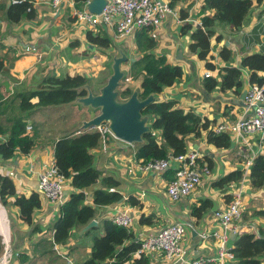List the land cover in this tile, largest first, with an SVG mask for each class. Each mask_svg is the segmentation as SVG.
<instances>
[{"label": "crops", "instance_id": "crops-1", "mask_svg": "<svg viewBox=\"0 0 264 264\" xmlns=\"http://www.w3.org/2000/svg\"><path fill=\"white\" fill-rule=\"evenodd\" d=\"M202 2L203 0H181L174 7V10L179 12L180 9H186L189 13L188 18L182 21L179 17L169 14L157 29L167 40L169 39V42L160 45L154 41V48L147 52H151L156 56L164 54L169 64L182 67L183 75L172 86H164L160 93L151 96L152 101L174 100L177 107L183 110H191L202 118L213 121L215 125L236 120L245 112V105L239 99L240 95L232 90L222 92L219 87L211 91L205 90L203 82L204 72L207 68L204 69L203 67L206 60H199L195 54L191 53L188 49L189 36L180 34L181 25L186 22H190L193 27L197 26L196 21H200L199 10ZM2 4L8 6V1L0 0V5ZM32 5L36 16L32 20H23L15 25H9L0 7V56L5 65L0 74V101L22 90L34 89L48 75H88L86 74L89 72L88 66L93 65L100 56L98 53V55H95V52L103 49L100 47L95 48L93 45V48H90V44L85 39L87 29L79 28L76 25L72 16L75 9L74 0H65L56 8L50 5L49 0H34ZM213 29L222 38L220 41H215L214 36L211 38L209 57H213L212 61H214L217 68L239 67L242 71L244 90L249 85V73L247 69L241 67L242 59L249 53L264 51V0L257 7L250 10L246 23L238 31H233L230 26L221 24H214ZM100 31L102 33L108 32L109 36H112L109 29L100 25L93 30V32ZM140 31H135L126 39H112L110 47L118 44L122 47V50L127 51L129 49L125 47L126 43H133L136 54L131 58V61H136L142 55L135 44V36ZM145 31L147 36L150 37L149 31L146 29ZM26 47H30L32 50L27 51ZM223 47L231 51L230 58L227 61L219 57V51ZM88 48L90 52L94 53L93 55H89ZM195 64L201 66V69H199L201 80H197L193 76L192 71ZM211 76L219 80L218 70ZM136 91H139V89L136 88ZM68 104L71 106L78 105L84 111L83 114H78L77 118H75L76 116L73 117L74 120L72 121L79 125L73 132L79 130L82 124L94 119L97 111H99L96 107H90L84 103L82 105L79 100ZM3 113L2 118L7 119L10 117L9 108L4 110ZM38 113L33 114L34 117ZM70 116H72V113L69 114L68 118ZM152 120L153 117L148 116L146 123L150 124ZM24 121L30 122L26 118H24ZM2 123L7 124V122ZM44 132L47 137L48 133ZM73 132L67 130L56 131L55 141L51 144V147L41 143L36 145L27 155H21L16 151L8 159L0 158V172L13 180L18 194L28 195L38 187V170L54 163V145L59 139V135L62 133H68L67 135H69ZM157 135H160L159 131H157ZM6 136L5 132L0 133V142ZM246 142L249 144H245ZM187 149H193L199 153L201 158L206 157V159H209L211 166L206 161H204V164H207L211 171L207 176H203V178L205 177L204 180L202 179L201 183L189 196L172 201L165 188L168 180L173 175V168H168L162 172L141 171L139 169L140 162L135 158V144H129L113 137L108 138L105 142L102 141L99 148L91 150L94 156V165L102 171L103 175H111L120 182L116 191L121 194L122 198L109 205L96 206L95 215L91 219V221H95L94 224L86 230V225L79 226L73 230L72 234H75V230L79 235L90 230L102 232L105 219H110L111 215L117 211L125 210L132 216V222L127 228H130L134 235L133 238L126 241V244H129L132 240L140 241L156 233L169 222H183L191 225L183 241L187 255L189 257L214 255L216 251L214 242L200 240L197 232L218 228V224L212 216L213 211L217 208H224L232 198V192L236 188L242 187V216L234 224L241 227V233L253 232L257 237L260 236V233L264 235V188H251L248 178H241L238 181H231L223 185L216 184L228 172L243 170L244 160L248 153L264 154V144H261L254 135L241 138L238 141L230 139L228 147L216 148L207 143L206 133L203 132L200 137L189 136L187 138ZM98 187H100L99 183L84 190L88 203L92 204V190ZM73 191L70 181L67 180L65 198ZM206 198L210 199L213 205L197 220L191 215V205ZM57 209L58 205L56 203L43 200L41 208L34 212L33 224L37 213L41 215L38 225L44 223L47 217L55 215L56 217L48 223L49 225L58 217ZM18 213L15 206L5 207L0 202V237L2 238V235H4L10 249L17 252L20 250L16 246L17 242H25L28 239L26 234L32 232V226L24 224L18 218ZM142 218H149V223H141ZM29 228H31V231H28ZM43 232L50 231L46 228ZM50 233L49 241L52 239V232ZM229 242L231 243V240ZM26 247L28 249V245L25 246V249ZM57 247L62 253H67L75 264H77V256H82V259H84L90 251L89 246L86 247V250L79 251L78 247L71 244L69 240L63 244H57ZM22 253H25L27 257L31 256L26 251ZM140 257H144L148 264H175L166 261L163 255L159 253L143 256H137L133 253L132 257L122 264H135L134 259ZM62 261L66 264L64 259ZM10 262V264H25L20 263L17 256L12 258ZM262 264H264V258Z\"/></svg>", "mask_w": 264, "mask_h": 264}, {"label": "trees", "instance_id": "trees-1", "mask_svg": "<svg viewBox=\"0 0 264 264\" xmlns=\"http://www.w3.org/2000/svg\"><path fill=\"white\" fill-rule=\"evenodd\" d=\"M86 0H74L76 9H80ZM181 0H167L168 5L174 8ZM262 0H203L199 10L201 27L190 22L181 25L180 34L188 35L190 44L188 49L199 60H206L207 70H218L219 80L205 77L204 88L211 91L219 87L224 92L232 90L240 95L243 90L242 71L239 67L226 66L217 68L210 56L211 38L220 41L221 36L213 29L216 22L228 24L233 31H238L247 21L251 9L257 7ZM9 23H18L23 20H32L36 16L31 0L8 6L0 5ZM189 16L186 9H180L178 17L185 21ZM104 28V26H101ZM146 30L140 29L135 36L137 50L142 52L141 57L132 62L134 67L140 68L142 78L139 82L138 98L145 99L149 95L160 93L164 86H172L183 75L179 65L167 62L166 56L154 55L150 51L155 42L147 37ZM146 34V35H145ZM86 41L95 48H108L112 44V37L105 33L87 30ZM89 50V49H88ZM90 52V50H89ZM231 51L223 47L219 51L222 60L230 58ZM241 67L247 69L248 83L264 85V51L252 52L244 56ZM4 60L0 56V74L4 70ZM263 73V74H259ZM90 79L85 74L48 75L34 89L22 90L0 101V133L7 134L0 142V158L8 159L16 151L27 155L35 147L34 138L25 131L24 113L37 106H51L68 104L88 95ZM130 86H122L117 90V98L125 101L133 92ZM98 94V93H96ZM16 102H13L12 99ZM9 106V107H8ZM10 109L7 124L1 123L4 110ZM141 114L153 117L149 131L142 135V141L136 143L135 158L139 162L154 159H164L169 155L175 156L187 150L189 136L200 137L206 133L208 144L216 148H226L230 145V137L226 132L215 134L213 128L217 124L207 118H202L191 110H183L176 106L174 100L151 101L141 109ZM156 131L160 132L158 136ZM102 143L101 134L95 129H85L79 133L65 135L59 138L54 145V164L59 171L70 181L74 189L68 194L65 201L58 206V217L48 225L47 230L52 232V242L65 243L72 229L84 226L91 221L96 212V206L109 205L119 201L122 196L116 191L120 182L111 175H103L94 165V156L91 150L99 148ZM203 159V160H202ZM204 161L211 166L210 160L199 157L197 162L202 166ZM243 176V170L228 172L216 183L228 184L238 181ZM172 178V177H171ZM170 178V179H171ZM248 180L251 188H264V154H258L249 169ZM99 183L100 187L92 190V204L87 202L84 190ZM46 200L40 189L31 191L28 195L18 194L13 180L0 172V202L3 206H15L18 209V218L26 225L32 226V232L40 231L38 225L33 224L35 210L41 208ZM213 205L210 199L199 200L191 205V215L199 220ZM141 223L148 224L149 218H142ZM130 228L118 226L111 219L103 221V234L94 237L90 256L78 264H122L128 261L138 248L140 241H126L133 238ZM263 233L256 236L253 232H242L231 237L233 252L237 264H262L264 258ZM0 237V252L2 250ZM17 260L26 263L28 257L18 253ZM135 264H148L144 257L135 258Z\"/></svg>", "mask_w": 264, "mask_h": 264}, {"label": "built area", "instance_id": "built-area-1", "mask_svg": "<svg viewBox=\"0 0 264 264\" xmlns=\"http://www.w3.org/2000/svg\"><path fill=\"white\" fill-rule=\"evenodd\" d=\"M8 4L20 3L24 0H7ZM34 0H31L33 3ZM65 0H49L52 7H58ZM86 0L80 9H74L72 16L79 28L95 30L96 26H104L112 33V39H126L135 31L148 28L150 37L156 38V30L167 15L178 17V12L164 0H107L100 13L88 11ZM201 27V22L196 21ZM31 48L26 47L29 51ZM32 50V49H31ZM263 74V73H262ZM205 77H210V70L204 72ZM244 113L234 121L217 124L213 131L215 134L226 132L232 141H238L248 136H256L257 140L264 144V85L249 84L243 97ZM30 129V125H26ZM100 134L102 141L112 138L113 133L107 124H99L94 127ZM114 138V137H113ZM245 144H249L246 142ZM259 153L250 152L244 160L242 179L248 178L249 169L254 158ZM199 153L193 149H187L184 153L175 156L169 155L164 159H154L140 162L141 171H164L173 168L172 178L166 184V193L172 201L189 196L201 183L203 176L210 173L207 164L202 166L197 162ZM38 188L43 197L58 205L65 201V185L67 178L53 163L42 167L37 172ZM242 187L232 192V198L224 208L213 211V219L218 224L216 229H205L197 232L200 240H211L216 246L214 255L189 257L184 248L183 241L190 224L183 222H169L162 226L156 233L140 240L135 255L143 256L151 253H159L171 263L179 264H236L233 245L229 242L231 237L241 233V227L234 223L242 216ZM118 226L129 227L132 216L128 211L121 210L110 217ZM264 237V236H263ZM4 248L0 255V264H10L12 258L18 256L17 251L10 249L5 236L2 235ZM57 249V244H55ZM66 264H75L67 253H61ZM108 264H112L109 261Z\"/></svg>", "mask_w": 264, "mask_h": 264}, {"label": "rangeland", "instance_id": "rangeland-1", "mask_svg": "<svg viewBox=\"0 0 264 264\" xmlns=\"http://www.w3.org/2000/svg\"><path fill=\"white\" fill-rule=\"evenodd\" d=\"M18 23H9V25H15ZM215 24L229 26L228 24L222 23V22H216ZM155 32H156L157 37L153 38L152 39L153 41L158 42L160 45L168 44L169 39L167 40V38L162 33H160L159 30H156ZM105 34L109 36L108 32H106ZM147 37L149 38V36ZM125 47L128 48L129 50L127 51L125 49L122 50V47L117 44V46L103 48L95 52V55L99 54L100 56L98 57V59H96V62L93 65L88 66L89 72L87 73L85 72L86 74H88L87 76L90 79V83L88 84V89L92 93V95H95L96 93L100 94L101 89L108 85V82L111 76L114 74L115 61L116 59H119V58H124V60L122 61L120 60L118 62L119 71H121L122 76L114 84L113 91L117 93L118 95L117 90H119L124 85L132 87L133 90H136V88L139 87V82L142 78V73L140 71V68L134 67L132 65V61H131V58H133L136 54V52L134 51L135 50L134 45L133 43H126ZM93 54L94 53L89 52L90 56ZM203 68L206 69V66L204 65ZM199 69H201L200 64L198 65L195 64L194 69L192 71L193 76L197 80H201ZM215 71L217 72V69L211 70L210 72L213 75L215 74ZM118 100L122 102V100L120 99ZM12 101L15 102L14 97ZM84 103L87 106L93 107L91 104L92 102L91 103L84 102ZM96 108L99 110L97 111V115H98L99 113H101L100 111L101 107L98 106ZM37 112H39L38 115L34 117L33 114H37ZM70 113H72V116L68 118ZM83 113H84L83 109L78 105L71 106L69 104H59V105H52V106H37L31 111H27L24 113V117L30 120V122H27V121L25 122V131L27 134L31 135L34 138L35 146L40 145L41 143H44L45 146L51 147V144H53L55 141L56 131L62 132V131L67 130V131L73 132V130H76V128L79 126L75 122L72 121L74 120L73 117L76 116L75 118H77L78 114L80 115ZM2 122H6V119L4 117L1 119V123ZM100 124H107V126L109 127L110 121L104 120ZM26 125H30L31 128L27 129ZM86 125L82 124L79 130L71 134L79 133L80 131L85 130V129H95L94 127L97 126L95 125L92 128H88L86 127ZM145 125H148L150 127V124H147L146 122L144 126ZM44 131L48 133L47 137ZM67 134L62 133L61 135H59L58 138H61ZM156 134H157V131H156ZM113 137L114 139H117L116 136H113ZM136 143H139V142H133L129 144H136ZM204 178L202 179L204 180ZM55 217H56L55 215L52 217H47L44 223H42L41 225L40 224L38 225L37 223H38V220L41 218V215L37 213L35 216L36 218L35 224L39 226L40 231H36L34 233L30 232L29 234H26L28 239L25 240V242L24 241L17 242L16 246L17 248L20 249L18 250L19 254H21L23 251H26L31 254V256L28 257V261L25 264H64V262L62 261L63 257L61 256L62 252L59 251L58 247H56L57 249H55V245L52 242V239L50 241L48 240V238L51 236V233L43 232L47 228L48 223L52 221V219H54ZM75 228H78V227H75ZM30 229L31 228H29L28 231H31ZM74 229H72L71 234ZM76 232L77 230H75V234H72V235L70 234L68 238L71 244L78 247L79 251L86 250L87 246H89L90 248V251L88 252L86 258L82 259V256L76 257V263L78 264L79 262H82L83 260L87 259L90 256L93 238L101 236L103 234V229H102V232L101 231L95 232L93 230H90L89 232L82 234V235L81 234L79 235ZM87 242H88V245H87ZM1 243H2V238H1ZM26 245H28V249L27 247L25 249ZM3 248L4 246L2 247V250ZM2 250L0 252V255L2 253Z\"/></svg>", "mask_w": 264, "mask_h": 264}, {"label": "water", "instance_id": "water-1", "mask_svg": "<svg viewBox=\"0 0 264 264\" xmlns=\"http://www.w3.org/2000/svg\"><path fill=\"white\" fill-rule=\"evenodd\" d=\"M106 2L107 0H90V3L87 5V9L93 13H100ZM90 48H93V46L90 45ZM120 60L122 61L124 58L116 59L114 65V74L111 76L108 85L101 89L100 94L98 93L92 95V93L88 90L89 93L86 97L79 98L77 100L82 103L92 102L91 104L93 107H101V113L96 115L94 119L85 123L84 125L87 124L86 127L92 128L93 126L102 123L104 120H109V127L116 138L127 143L141 142L142 135L150 129L148 125L144 126L148 116L142 115L141 109L153 99L151 95L145 99H139L138 91L136 90H134L130 97L124 102H120L117 99V93L113 91V86L122 76V73L119 71L118 67V62ZM246 91L247 88L241 92L239 98L241 101H243ZM94 222L95 221L93 220L87 223L85 230L91 227Z\"/></svg>", "mask_w": 264, "mask_h": 264}, {"label": "bare ground", "instance_id": "bare-ground-1", "mask_svg": "<svg viewBox=\"0 0 264 264\" xmlns=\"http://www.w3.org/2000/svg\"><path fill=\"white\" fill-rule=\"evenodd\" d=\"M11 263V262H10Z\"/></svg>", "mask_w": 264, "mask_h": 264}]
</instances>
